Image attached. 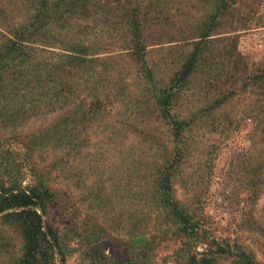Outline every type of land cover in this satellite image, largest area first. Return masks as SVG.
Here are the masks:
<instances>
[{
  "label": "rangeland",
  "instance_id": "374dc122",
  "mask_svg": "<svg viewBox=\"0 0 264 264\" xmlns=\"http://www.w3.org/2000/svg\"><path fill=\"white\" fill-rule=\"evenodd\" d=\"M135 1L144 3L145 10L151 6L163 11L160 25L147 22L146 61L165 85L178 70L175 56L190 49H172L181 43H168L171 31L190 33L192 24L198 28L213 2L127 0V5ZM107 2L101 0L98 6L111 17L110 25L98 21L103 14L97 20L88 16L82 23L88 28L70 27L71 36L64 44L80 39L88 46L97 44L100 53H127L123 12L112 17ZM250 4L253 10L247 14L255 12L264 22V0ZM6 7V0H0V29L6 20L24 21V8L17 6L7 14ZM239 50L249 66L262 63L264 29L244 34ZM127 61H119L113 82L100 85L104 103L98 113L79 114L80 102L84 109L92 105L88 89L81 90L79 98L72 96L65 109L56 103L51 112H34L33 92L21 104V114L7 103L0 110V185L28 191L41 184L50 191L44 220L59 237L57 264H238L242 253L264 264V100L252 92L261 89L237 93L232 102L214 111L210 107L220 95L204 88L201 78L182 90L174 114L190 120L191 126L183 136L185 153L173 176L174 197L200 226L198 236H186L161 206L155 190L159 172L171 156L169 126ZM214 69L208 77L220 81L216 86L231 80L227 70ZM110 88L116 94L115 105L104 98ZM16 113L22 118L11 122ZM64 117L65 124L54 130ZM2 217L0 264H16L21 240Z\"/></svg>",
  "mask_w": 264,
  "mask_h": 264
},
{
  "label": "trees",
  "instance_id": "16d2710c",
  "mask_svg": "<svg viewBox=\"0 0 264 264\" xmlns=\"http://www.w3.org/2000/svg\"><path fill=\"white\" fill-rule=\"evenodd\" d=\"M100 1L6 0L7 7L3 8L5 13L13 14L14 11L11 10L21 6L24 8V21L20 23L12 19L6 20L5 27L0 29V110H4L7 103H11L9 107L21 114V104L23 105L26 96L31 92L36 97L34 112H51L56 103H60V109H65L72 96L79 98V92L88 89L92 105H87L84 109L80 102L79 114L83 116L87 113H98L97 108L103 110L104 103L100 85L103 82H113L117 66L121 64L119 61L129 59L126 65H134L131 67L134 69V77L147 86L159 116L170 129L171 156L167 157L166 164L160 170L155 187L159 203L168 211L174 224L183 227L180 231L184 235L198 236L199 222L174 197L173 176L184 157L183 136L191 126L190 120L179 119L174 114L175 104L182 90L191 87V83L198 77L204 80V88H213L220 95V99L210 107L211 111L232 102L237 93L248 92L252 87L261 89L252 92H257V98L264 100V61L251 67L239 50V39L252 30L264 28V22L262 18L255 17V12L254 15L247 14L253 10L250 4L252 0H212V8L198 28L192 24L190 33L183 30L179 34L171 31L168 43H181V46L175 45L172 49H190L175 56L178 70L163 85L146 61L149 47L146 38V31L149 30L147 22L150 25H160L159 15L163 11L151 10V6H147L148 9L145 10L144 3L135 1L127 5V0L125 4L121 3L122 0L107 2V7L112 8V17L118 10L123 12L122 27L128 40L126 48L123 49L127 51L124 55L113 51L100 53L102 49L95 48L97 44L88 46L81 43L80 39L69 45L64 44L65 37L71 36L68 31L70 27L88 28V24H82L88 16L94 15L97 20V16L103 14L98 21L104 19V23L110 25L111 17L101 11L102 7L98 6ZM260 6L258 4L257 13ZM11 7L13 8L10 9ZM149 9L152 12L148 13ZM149 15H152L151 18ZM227 23H230V27H226ZM175 35L180 37L176 38ZM102 54L108 55L99 57ZM99 66H103L102 71ZM215 67H221L225 70L223 73L227 70L231 80L227 79L221 86H216L215 83L220 81H212L208 77V74H215ZM109 94L104 98L115 105L116 94L112 88ZM42 103L47 107L41 108ZM94 105H98L96 109ZM205 110L210 112L209 108ZM18 117L22 118L16 113L11 122H16ZM66 120V117L62 118L53 129L62 127ZM82 122L85 123V119ZM50 198V191L41 184L28 191L0 185L2 223L15 230L21 240V255L18 256L16 264H57L56 248L59 247V237L54 227L44 220ZM238 264L259 263L250 254L242 253L239 255Z\"/></svg>",
  "mask_w": 264,
  "mask_h": 264
},
{
  "label": "crops",
  "instance_id": "0c3cea01",
  "mask_svg": "<svg viewBox=\"0 0 264 264\" xmlns=\"http://www.w3.org/2000/svg\"><path fill=\"white\" fill-rule=\"evenodd\" d=\"M261 29H264V28H261ZM258 30V29H257ZM262 34V33H261ZM260 37L262 38V36L260 35ZM262 43V42H261Z\"/></svg>",
  "mask_w": 264,
  "mask_h": 264
}]
</instances>
